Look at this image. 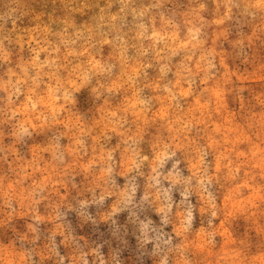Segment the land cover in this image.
<instances>
[{
	"label": "rangeland",
	"instance_id": "374dc122",
	"mask_svg": "<svg viewBox=\"0 0 264 264\" xmlns=\"http://www.w3.org/2000/svg\"><path fill=\"white\" fill-rule=\"evenodd\" d=\"M202 55L215 65L207 79ZM89 61L104 71L85 73ZM184 64L196 73L190 93ZM74 71L78 90L56 121L24 124L46 74ZM165 144L176 154L153 172ZM39 182L36 225L25 197ZM10 184L11 219L0 191V264H59L53 234L63 264L80 252L100 264L97 246L105 264H264V0H0V190ZM113 207L122 211L108 219Z\"/></svg>",
	"mask_w": 264,
	"mask_h": 264
},
{
	"label": "clouds",
	"instance_id": "9594fccd",
	"mask_svg": "<svg viewBox=\"0 0 264 264\" xmlns=\"http://www.w3.org/2000/svg\"><path fill=\"white\" fill-rule=\"evenodd\" d=\"M138 15L142 16L143 13H139ZM140 27L145 32L147 31V28L145 27V25L141 24ZM196 32H198V30H196ZM161 39H163V37H161ZM199 44H200V41H198L196 39V34L193 33V36H192L191 40L188 41L187 46L190 48H195ZM39 51H48V48L47 47L41 48ZM51 51H52V53H56L59 51V48L53 47L51 49ZM85 51H87V49H85ZM82 54L83 53H81V55ZM37 57H38V53H37ZM56 59H58V58H55L51 61L46 60L42 64H39L38 67L41 69L44 67H54L56 64ZM187 59L191 60V56L187 57ZM200 61H204L203 66H201ZM182 67H183V72H184V76H185V82L188 85L187 90H188V93H190L192 90V86L195 83L196 73L193 72V70L191 68H189L187 64L182 65ZM213 67H215V65L212 63V61L207 59V57L203 56V55L199 58V61L197 62V69L200 71H203L205 73V79H207L208 69H211ZM83 71L85 73H92L93 75H95L97 73H102L104 71V69H103V66L99 65L98 63H96L94 61H89V63L83 67ZM46 75L49 76V83L45 85V90H46L45 94L37 96L35 99L33 98L32 95H29L27 98V102L25 104V111L34 114L33 118H29V119H26L24 121V124H27L28 127L35 128L38 126L36 123H34V120L39 121L40 125H43L49 121L55 122L57 117L60 115V113L64 109V104L61 103V101L66 100L68 98V96L70 95L68 89L71 88L74 91L78 90L77 85L81 80V73L78 71H74L71 74V79H68V80H61V79L57 78L55 72H51V73L46 74ZM84 82L85 83L88 82L87 75H85V77H84ZM94 91H95V89H94ZM168 91H170V90H168ZM57 93H61V94L57 95ZM97 95L99 96V93ZM24 124L21 125V129L23 132L27 133L28 127H24ZM76 143L79 144L80 141L77 140ZM169 147H172L173 151L169 152L168 151ZM175 149H176V147L174 145H171V144L163 145L162 150L159 151L155 157V166L152 168V171L156 172L157 167H163V164L167 159H170L172 156H175V154H176ZM199 151L202 152V150H199ZM143 159L146 160L147 157H144ZM199 161H200V164L203 163V156L202 155L199 157ZM179 163H180L179 160L175 161L172 165L173 169L177 168V165ZM108 171L110 172L111 169H108ZM156 175L159 176L160 173L157 172ZM164 178L165 179H172L173 183L176 182V179L173 176L172 172H169L168 176H166ZM152 179L155 181V183H159V181L156 180L155 177H153ZM205 182L211 183V176L205 175L202 179H200L198 181V183L201 185V187L203 186V184ZM44 187H45V182L35 183L31 189V191H29L27 193V196L25 197V199L31 205V211L33 213L32 219L36 225H39L42 222L43 217H41L40 215L37 214V210L35 208V205L38 204L41 200H43L44 197L41 196L38 200H33L32 197H33V194H36L37 196H39V193L44 191ZM14 188H15V186L13 184H10L8 186L7 190H0V191H2V194H3V203L9 209H12L11 201L13 199H15ZM135 191H136V189L133 187L131 189L130 193L129 192H122L121 195H122V199H123L125 205L131 203L132 197L135 194ZM107 194L108 193L102 194L99 197L98 202L102 203L105 199V195H107ZM187 194H188L187 192L181 193V195L185 196V197L187 196ZM165 197L170 199L168 197L167 191H165ZM93 202H95V201H93ZM80 203H81V207H83V206H85V204H87L89 202L88 201H81ZM209 203L211 204L210 201H209ZM211 206L214 207L215 205H211ZM59 207H60V205H56L57 209ZM167 207L170 210L171 204H168ZM163 210L164 209L162 208L161 211H163ZM120 211H122L121 208L113 207L112 212L109 213V216L107 218L110 219L111 216L115 215L116 213H118ZM14 212H15V209H12V211H10L8 213L9 219H11ZM212 216L215 217L216 213L213 212ZM53 218H54V220L62 219L63 214L59 213V211H56L55 215H53ZM192 219H193L192 212L188 211L186 219H185L184 223L181 225V228L186 231L187 226L190 225ZM93 222H95V221H93ZM164 222L167 223V221H164ZM112 223L115 224L116 221L112 220ZM149 223H151V221H149ZM28 227L33 233L38 232V228L34 227L33 224H29ZM58 227H59V225H58ZM147 227H148L147 224H142L141 231L143 232V230L147 229ZM178 230H180V229H178ZM54 235L55 234H53V236L51 238L52 243H51L50 251L54 256L59 257V264H63L65 257L60 256L59 252L57 251V246L54 242ZM36 238L38 239V237H36ZM171 239H172V237L169 236L168 240H165L164 243L165 244L170 243ZM65 240H73L74 241V238L71 235H69V236L65 237ZM147 242H148V240H147V237L145 236L144 243H147ZM92 254L95 255L99 259L100 264H105L103 257L100 255V247L99 246H97L95 249L92 250ZM86 255H87V253L80 252L79 256L73 260V264H76L77 261H79V264H89V261L85 258ZM21 259H23V257H21ZM29 264H32L31 256H29ZM117 264H119V262H117ZM162 264H163V262H162Z\"/></svg>",
	"mask_w": 264,
	"mask_h": 264
}]
</instances>
